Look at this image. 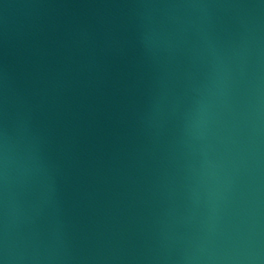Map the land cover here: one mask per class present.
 Wrapping results in <instances>:
<instances>
[{"label":"water","instance_id":"95a60500","mask_svg":"<svg viewBox=\"0 0 264 264\" xmlns=\"http://www.w3.org/2000/svg\"><path fill=\"white\" fill-rule=\"evenodd\" d=\"M0 264H264V0H0Z\"/></svg>","mask_w":264,"mask_h":264}]
</instances>
